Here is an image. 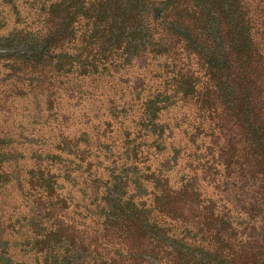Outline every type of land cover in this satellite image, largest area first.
Listing matches in <instances>:
<instances>
[{"label":"trees","instance_id":"16d2710c","mask_svg":"<svg viewBox=\"0 0 264 264\" xmlns=\"http://www.w3.org/2000/svg\"><path fill=\"white\" fill-rule=\"evenodd\" d=\"M0 264H264V0H0Z\"/></svg>","mask_w":264,"mask_h":264},{"label":"rangeland","instance_id":"374dc122","mask_svg":"<svg viewBox=\"0 0 264 264\" xmlns=\"http://www.w3.org/2000/svg\"><path fill=\"white\" fill-rule=\"evenodd\" d=\"M98 107H99V104L98 103H96V104H87V105H81V106H79L78 109L74 110V115H73L74 118L73 119L72 118H68V120L66 121L64 131L70 132L71 134H75V133L80 134V132L82 130H84L85 128H89L91 126V124L93 122H95L94 119L92 118V120L89 123H86L87 118H84L81 115H82L83 112H87V113H89L91 115L94 114V116H95V114H96L95 110ZM38 129H40L39 126L36 127V130H38ZM16 132H18V131H16ZM53 136L54 135L49 134L48 135V138L46 140H43L42 141V145L44 147H47V146L48 147H51L50 146V144H51V138ZM40 147H41V145L39 147H37L36 149L38 150ZM24 155H25V160L20 161L18 163V168L23 164V162L29 163V161L27 160L28 159L27 158V152ZM69 188H70V186H67L66 185V190H69ZM76 195L77 194L76 193L74 194V192H73L74 198H76Z\"/></svg>","mask_w":264,"mask_h":264}]
</instances>
